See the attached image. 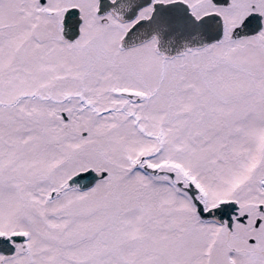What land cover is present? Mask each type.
I'll list each match as a JSON object with an SVG mask.
<instances>
[{
    "label": "snow or ice",
    "instance_id": "6c2138e0",
    "mask_svg": "<svg viewBox=\"0 0 264 264\" xmlns=\"http://www.w3.org/2000/svg\"><path fill=\"white\" fill-rule=\"evenodd\" d=\"M0 264H264V0H0Z\"/></svg>",
    "mask_w": 264,
    "mask_h": 264
}]
</instances>
